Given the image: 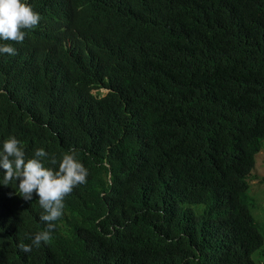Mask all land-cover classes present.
<instances>
[{"label":"trees","instance_id":"trees-1","mask_svg":"<svg viewBox=\"0 0 264 264\" xmlns=\"http://www.w3.org/2000/svg\"><path fill=\"white\" fill-rule=\"evenodd\" d=\"M36 6L41 23L21 44L0 40L17 52L0 53V140L17 138L28 159L43 148L47 168L69 146L52 115L68 112L62 97L91 99L116 122L72 123L86 182L31 252L18 245L46 230V213L18 180L0 186V264H264V211L251 196L264 150V0Z\"/></svg>","mask_w":264,"mask_h":264},{"label":"clouds","instance_id":"clouds-1","mask_svg":"<svg viewBox=\"0 0 264 264\" xmlns=\"http://www.w3.org/2000/svg\"><path fill=\"white\" fill-rule=\"evenodd\" d=\"M39 0H0V40L14 41L21 44L27 38L26 32L38 27L41 23V7L36 6ZM48 4L45 5V8ZM74 21L59 20L57 35L65 36L73 30ZM0 53L16 55V49L10 44L0 45ZM108 93L105 87L91 88L89 94L94 97H103ZM62 103L68 112H53V118L61 119L63 126L60 134L69 141L67 152L61 162L55 156L50 158L51 165L45 168L43 163L49 159V154L43 148L37 149L34 157L28 159V151L14 136L0 140V173L4 169V181L0 186H7L12 181H19L18 193L25 200H32L33 193L45 213L40 217L47 223L46 230L36 234L31 245L19 244L18 247L25 253L32 251V246L39 247L41 242L51 239L54 230V221L62 216L63 200L78 185L86 182L88 170L76 159V150L79 136L73 122H81L88 128L96 131H106L116 122L114 114L105 107L98 106L94 101L78 96H64ZM0 175V181L2 180Z\"/></svg>","mask_w":264,"mask_h":264},{"label":"rangeland","instance_id":"rangeland-1","mask_svg":"<svg viewBox=\"0 0 264 264\" xmlns=\"http://www.w3.org/2000/svg\"><path fill=\"white\" fill-rule=\"evenodd\" d=\"M251 180L252 197L255 199L257 208L264 211V150L256 157V170ZM257 256V255H255ZM260 258V257H259ZM263 264V261L261 262Z\"/></svg>","mask_w":264,"mask_h":264}]
</instances>
